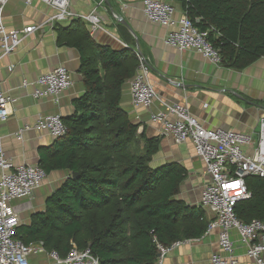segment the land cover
Returning <instances> with one entry per match:
<instances>
[{"label": "trees", "instance_id": "trees-1", "mask_svg": "<svg viewBox=\"0 0 264 264\" xmlns=\"http://www.w3.org/2000/svg\"><path fill=\"white\" fill-rule=\"evenodd\" d=\"M220 56V66L244 70L264 58V0H175ZM58 41L80 55L84 94L62 119L39 166L70 176L47 199L45 210L17 229L27 246L65 258L72 245L89 249L99 264H157V246L202 238L209 220L199 207L178 200L187 171L178 163L152 166L159 140L138 133L121 107L122 88L138 68L135 51L100 47L87 23L58 28ZM74 174V177L72 176ZM250 198L234 208L242 223L264 222V179L246 178Z\"/></svg>", "mask_w": 264, "mask_h": 264}, {"label": "crops", "instance_id": "crops-1", "mask_svg": "<svg viewBox=\"0 0 264 264\" xmlns=\"http://www.w3.org/2000/svg\"><path fill=\"white\" fill-rule=\"evenodd\" d=\"M170 3L175 9L176 21L182 15L181 7L175 0ZM69 9L78 16H88L96 9L102 29L89 34L98 46L112 50L127 48L145 58L149 82L158 100L149 112L135 108L128 81L122 88L121 107L139 125V134L144 131L148 138L159 140V152L152 163L159 166L173 162L185 168L187 177L178 200L187 206L199 207L200 192L208 177L194 154L193 145L187 142L178 146L170 138L162 137L160 126L149 121V113L165 111V105L179 104L187 106L191 116L207 130L229 129L256 134L259 119L264 115V58L244 70H233L212 65L195 52L169 48L164 44L168 30L145 19L139 0H71ZM53 13L52 8L39 1L27 6L25 0H8L1 24L8 31L21 30L44 24ZM76 20L82 19L74 17L65 23L42 25L27 36L12 55L0 60V91L14 100L9 116L0 122V136L5 154L14 165H38L40 156L47 154L55 142L45 132H27L23 140L16 139L14 134L23 126L34 124L38 116L69 118L75 112L73 101L84 94L79 52L60 43L57 35L58 28H66ZM89 27L87 23L88 30ZM9 66H13L11 71ZM58 66L69 72L72 86L57 102L34 100L30 96L34 86L21 88L24 80L35 82ZM69 176L68 171L50 172L31 198L10 202L18 214L19 227L28 226L32 215L44 212L47 199ZM232 241L238 264H251L235 233ZM217 251V232L214 231L198 240L185 242L166 255L163 264H208L211 254ZM27 262L53 264L47 254H29Z\"/></svg>", "mask_w": 264, "mask_h": 264}, {"label": "built area", "instance_id": "built-area-1", "mask_svg": "<svg viewBox=\"0 0 264 264\" xmlns=\"http://www.w3.org/2000/svg\"><path fill=\"white\" fill-rule=\"evenodd\" d=\"M7 1L0 0V60L12 55L22 41L42 25L65 23L78 17L89 24L91 35L102 29L96 9L88 16H78L69 9L71 0H25L27 6L34 1L42 2L52 8L54 13L44 24L8 31L1 24L2 11ZM139 1L145 19L168 30L164 39L165 46L179 52H195L212 65L220 66L219 53L207 41V33L200 32L184 14L175 21V9L170 0ZM135 55L138 68L129 81V93L135 108L149 112L158 97L149 82V67L145 58L138 52ZM12 68L9 66L8 70ZM29 86H34L30 94L34 100L50 99L57 102L70 89L72 80L69 72L58 66L39 76L35 82L24 80L21 88ZM13 101L5 92L0 91V122L9 116ZM165 107V111L149 113V121L157 123L161 136L170 138L175 145L190 142L208 177L198 200L199 208L209 220L203 237L217 232L218 251L211 254L208 264H238L234 255L233 233L245 247V256L251 264H264V222L252 220L245 224L234 213L238 202L250 198L246 178L264 179V115L259 119L256 134H244L229 129L207 130L191 116L187 106L172 104ZM30 131L45 132L54 141L67 132L59 115L38 116L34 124L23 126L14 136L23 140L24 134ZM46 177L47 174L39 165H14L5 154L0 136V264H28L29 254H47L53 264H99L89 249L78 250L72 245L66 257L60 258L56 252H46L41 243L25 246L17 238L20 223L10 202L31 198ZM192 241L195 240L177 241L168 247L158 245L157 264H163L166 255L185 242Z\"/></svg>", "mask_w": 264, "mask_h": 264}, {"label": "rangeland", "instance_id": "rangeland-1", "mask_svg": "<svg viewBox=\"0 0 264 264\" xmlns=\"http://www.w3.org/2000/svg\"><path fill=\"white\" fill-rule=\"evenodd\" d=\"M151 165L154 167V166H156L157 164H155V163H152Z\"/></svg>", "mask_w": 264, "mask_h": 264}, {"label": "water", "instance_id": "water-1", "mask_svg": "<svg viewBox=\"0 0 264 264\" xmlns=\"http://www.w3.org/2000/svg\"><path fill=\"white\" fill-rule=\"evenodd\" d=\"M72 176L74 177V174H72Z\"/></svg>", "mask_w": 264, "mask_h": 264}]
</instances>
